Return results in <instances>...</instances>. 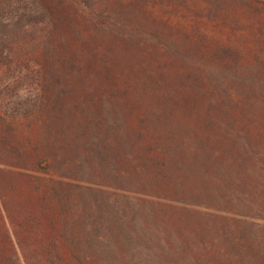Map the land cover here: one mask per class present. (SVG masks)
<instances>
[{
  "label": "trees",
  "instance_id": "obj_1",
  "mask_svg": "<svg viewBox=\"0 0 264 264\" xmlns=\"http://www.w3.org/2000/svg\"><path fill=\"white\" fill-rule=\"evenodd\" d=\"M179 1L0 0V112L4 120L49 115L61 125L84 108L90 121L77 133L85 141L83 162L95 164L91 152L101 134L100 165L110 171L100 184L114 190L116 216L127 204L134 235L153 233L151 222L175 216L184 222L191 215L203 252L216 251L222 262L252 264L253 252L236 254L218 239L264 228L254 223L264 221V144L243 140L264 123H242L256 121L257 114L239 113L226 86L215 93L206 89L201 68L162 39L163 30L179 20L177 13L166 17L163 8L178 9ZM183 35L191 38L186 30ZM232 53L221 49L222 57ZM166 55L174 59L170 66L158 65ZM166 67L188 72L168 74ZM197 129L207 135L201 142ZM59 163L55 170L63 167ZM168 187L169 195L163 191ZM64 189L65 183L56 188L61 201ZM100 192L96 199L106 212ZM139 220L147 226L140 228ZM223 223L233 228L216 227ZM100 229L89 232L91 245Z\"/></svg>",
  "mask_w": 264,
  "mask_h": 264
},
{
  "label": "rangeland",
  "instance_id": "obj_2",
  "mask_svg": "<svg viewBox=\"0 0 264 264\" xmlns=\"http://www.w3.org/2000/svg\"><path fill=\"white\" fill-rule=\"evenodd\" d=\"M178 6L163 8L166 17L177 13L179 20L163 30L162 39L174 43L189 62L201 68L208 82L206 89L215 93L226 86L236 96L233 105L239 113L257 114L256 121L245 118L242 123H264V0H180ZM185 30L190 39L183 35ZM222 48L233 53L222 57ZM173 60L170 55L162 56L158 65ZM165 70L168 74L188 72L177 67ZM85 112L75 109L78 118L61 125L48 119L49 115L4 120L0 112V264H233L222 262L216 251H202L194 231L198 220L191 215L184 222L176 216L151 222L153 233L134 235L127 204H123L121 218L116 216L114 190L100 184L107 182L105 173L110 171H103L100 165L101 134L91 152L95 164L83 162L85 141L77 133L90 121ZM191 125L196 129L195 122ZM197 131L196 141L201 142L207 135ZM247 133L243 138L247 144H264V128ZM147 144L153 143L148 140ZM59 161H64L63 167L55 170ZM50 165L49 172L43 170ZM62 172H70L72 177H64ZM62 183L63 201L56 197V188L60 190ZM100 191H104L101 205L106 212L96 199ZM163 191L169 195L173 189ZM166 207L171 213L179 209ZM119 223L124 230H119ZM138 223L140 228L147 226V221ZM254 223L264 225L262 220ZM95 226L101 229L91 245L89 232ZM216 227L233 228L226 223ZM241 236L239 232L218 240L236 254L247 257L253 252L256 259L251 263L264 264V228L255 235ZM92 250L96 254L89 252Z\"/></svg>",
  "mask_w": 264,
  "mask_h": 264
}]
</instances>
